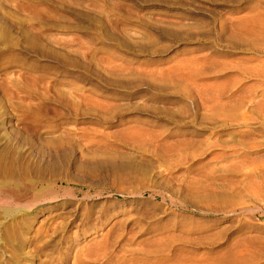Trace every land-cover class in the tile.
I'll return each mask as SVG.
<instances>
[{
	"label": "rangeland",
	"instance_id": "1",
	"mask_svg": "<svg viewBox=\"0 0 264 264\" xmlns=\"http://www.w3.org/2000/svg\"><path fill=\"white\" fill-rule=\"evenodd\" d=\"M0 264H264V0H0Z\"/></svg>",
	"mask_w": 264,
	"mask_h": 264
}]
</instances>
